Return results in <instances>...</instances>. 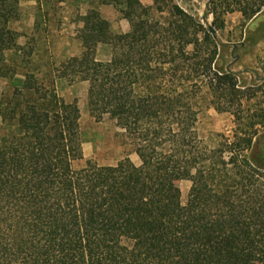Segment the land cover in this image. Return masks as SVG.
Listing matches in <instances>:
<instances>
[{
  "label": "trees",
  "instance_id": "1",
  "mask_svg": "<svg viewBox=\"0 0 264 264\" xmlns=\"http://www.w3.org/2000/svg\"><path fill=\"white\" fill-rule=\"evenodd\" d=\"M112 3L128 32L114 33L90 9L79 55L46 78L27 73L0 98L2 122L18 130L0 143V264H264V134H219L211 148L197 129L203 90L224 97L237 87L214 66L220 15L251 21L264 0H212L213 34L177 5L163 23L151 16L161 12L157 0L101 5ZM19 7L0 0V78L6 53L21 51L12 28ZM97 45L110 47L108 61H97ZM56 81L87 84L90 116L114 122L139 165L126 157L75 169L79 109L60 102ZM186 179L183 204L176 185Z\"/></svg>",
  "mask_w": 264,
  "mask_h": 264
},
{
  "label": "rangeland",
  "instance_id": "2",
  "mask_svg": "<svg viewBox=\"0 0 264 264\" xmlns=\"http://www.w3.org/2000/svg\"><path fill=\"white\" fill-rule=\"evenodd\" d=\"M143 7H152L154 0H138ZM161 12L153 10L154 20L167 22L171 5H177L194 17L202 26L213 28L209 14L212 0H157ZM102 0H19V17L12 25L18 35V53H6V74L0 78V98L9 99L13 89L18 88L27 73H37L38 78L51 74L53 65L80 54L78 31L84 24L90 9H97L112 26L114 33L128 32L129 25L121 19L114 4L101 5ZM215 31L219 55L214 64L217 70L235 75L237 87L224 97H211L203 90L198 107L199 137L211 148L223 134L231 138L235 131L243 130L259 137L264 134V10L258 19L245 22L238 12L223 13ZM122 28L125 30L123 31ZM98 53L105 60L107 50ZM87 84L69 86L66 81H56V93L65 106L76 104L79 109V128L83 159L74 167L79 169L91 160L99 166H113L128 157L134 165L139 160L133 153L129 139L114 122L107 118L96 121L87 109ZM3 100V99H2ZM4 104H0V107ZM222 110V111H221ZM18 134L16 127L2 122L0 118V143L7 144ZM264 145V141H263ZM264 151V149H262ZM190 181L177 183L176 191L184 204Z\"/></svg>",
  "mask_w": 264,
  "mask_h": 264
},
{
  "label": "crops",
  "instance_id": "3",
  "mask_svg": "<svg viewBox=\"0 0 264 264\" xmlns=\"http://www.w3.org/2000/svg\"><path fill=\"white\" fill-rule=\"evenodd\" d=\"M259 15H260V14H259ZM259 15H257L255 18H253L252 21H253V20L255 21V19H258ZM84 22H85V21H84ZM83 25H84V24H83ZM81 28H82V27H81ZM122 30L124 31L125 29L122 28ZM123 33H124V32H123ZM125 33H126V32H125ZM104 47H106V48H110L109 46H105V45H97V46L95 47V51H96L95 57H96L97 61L106 62V61H108V60L110 59L111 49H109V50L106 49V50H107V55H106V59H105V60L98 59V53H99L100 50L105 49Z\"/></svg>",
  "mask_w": 264,
  "mask_h": 264
},
{
  "label": "water",
  "instance_id": "4",
  "mask_svg": "<svg viewBox=\"0 0 264 264\" xmlns=\"http://www.w3.org/2000/svg\"><path fill=\"white\" fill-rule=\"evenodd\" d=\"M209 32L213 34L214 33L213 28H209Z\"/></svg>",
  "mask_w": 264,
  "mask_h": 264
}]
</instances>
